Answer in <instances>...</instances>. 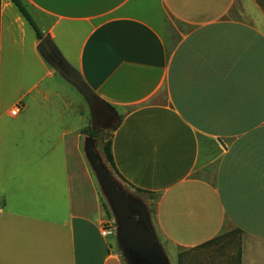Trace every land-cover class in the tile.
I'll return each mask as SVG.
<instances>
[{
	"label": "crops",
	"instance_id": "crops-1",
	"mask_svg": "<svg viewBox=\"0 0 264 264\" xmlns=\"http://www.w3.org/2000/svg\"><path fill=\"white\" fill-rule=\"evenodd\" d=\"M22 3L66 69L123 117L111 139L115 167L155 197L165 241L194 249L231 229L264 242L256 0ZM40 43L1 0L0 264H122L102 234L116 231L86 157L90 107Z\"/></svg>",
	"mask_w": 264,
	"mask_h": 264
},
{
	"label": "water",
	"instance_id": "water-1",
	"mask_svg": "<svg viewBox=\"0 0 264 264\" xmlns=\"http://www.w3.org/2000/svg\"><path fill=\"white\" fill-rule=\"evenodd\" d=\"M39 50L50 65L83 94L95 122L94 109L96 102L100 103L99 100L85 84L64 67L49 36L43 38ZM219 142L223 144L220 140ZM85 152L118 225L116 233L124 257L128 259L126 252H129L139 259L140 264L143 260L149 264H170L155 235L147 207L139 199L124 191L112 178L97 153L95 139L88 138Z\"/></svg>",
	"mask_w": 264,
	"mask_h": 264
},
{
	"label": "rangeland",
	"instance_id": "rangeland-1",
	"mask_svg": "<svg viewBox=\"0 0 264 264\" xmlns=\"http://www.w3.org/2000/svg\"><path fill=\"white\" fill-rule=\"evenodd\" d=\"M256 2L264 11V0H256ZM77 97L79 98V96ZM87 114L89 116L90 128L95 131H103V133L100 134V137L96 140L97 153L99 154L112 178L122 187V189L131 194L133 197L139 199L147 207L155 235L170 264H264V242L250 239L244 234L235 232L231 229L224 230L218 236L219 238L216 241L194 249L178 248L171 246L170 243L165 241L158 233L153 222L155 197L147 193H138L129 187L119 179L116 173H114L110 166L105 162V157L103 154L104 141L111 135V128L116 125L118 119L113 118V121L107 125H96V123L93 122L90 109H88ZM91 171L98 185L102 201L108 210L110 218L108 225L109 227L111 226L117 229L118 225L116 223L115 217L113 216L106 198L102 193L98 179L93 170ZM110 238L113 241L115 247H117L116 249L121 256L122 264H140L139 259L134 255H131L129 252H126L128 259L124 257V253L118 242L116 232H114Z\"/></svg>",
	"mask_w": 264,
	"mask_h": 264
},
{
	"label": "trees",
	"instance_id": "trees-1",
	"mask_svg": "<svg viewBox=\"0 0 264 264\" xmlns=\"http://www.w3.org/2000/svg\"><path fill=\"white\" fill-rule=\"evenodd\" d=\"M12 2L19 9V11L23 15V17L26 19V21L29 23V25L32 27V29L36 33V36H37L38 40L42 41L43 38H44V35L41 33V31L37 27L36 23L34 22V20L32 19V17L28 13L27 9L25 8L24 4L22 3V0H12ZM0 6H1V0H0ZM113 118H117L118 119V122L116 123V125H114L111 128V131H110L111 132L110 133L111 135L109 136V138L108 139H105V141H104L103 154H104V157H105V162L110 166V168L112 169V171L114 173H116V175L119 177V179L122 182H124L123 179H122V177H120V175H119V173H118V171H117V169L115 167V163H114L113 155H112V142H111L112 135L119 128V126H120V124H121V122L123 120V117L121 115H118L117 113H114ZM101 133H103V131H95V130L91 129L90 127L88 129H86V130L83 131V134H85L87 137L93 138L95 140H97L100 137V134ZM136 191L138 193H146V191H142V190H136ZM105 210H106V212L108 214V210H107V207L106 206H105ZM108 216H109V214H108ZM234 231L235 232L242 233L240 230H234ZM218 238L219 237H216L215 239L207 242L206 244L212 243V242L216 241ZM141 264H149V263L146 260H143V261H141Z\"/></svg>",
	"mask_w": 264,
	"mask_h": 264
},
{
	"label": "flooded vegetation",
	"instance_id": "flooded-vegetation-1",
	"mask_svg": "<svg viewBox=\"0 0 264 264\" xmlns=\"http://www.w3.org/2000/svg\"><path fill=\"white\" fill-rule=\"evenodd\" d=\"M94 115H95L96 125H102V124L107 125L111 121H113V114L111 113V110L98 102H96L95 104Z\"/></svg>",
	"mask_w": 264,
	"mask_h": 264
},
{
	"label": "built area",
	"instance_id": "built-area-1",
	"mask_svg": "<svg viewBox=\"0 0 264 264\" xmlns=\"http://www.w3.org/2000/svg\"><path fill=\"white\" fill-rule=\"evenodd\" d=\"M19 111H20V107H16L15 109H13V110L11 111V115L15 117V116H17V115L19 114ZM114 230L116 231V228H114ZM102 234H103L104 236H109V235H112V234H113V231H112V230H109V229H107V228H105V229L103 230Z\"/></svg>",
	"mask_w": 264,
	"mask_h": 264
}]
</instances>
